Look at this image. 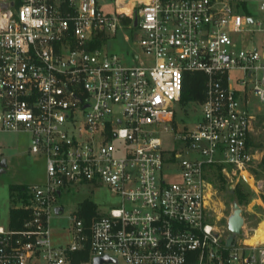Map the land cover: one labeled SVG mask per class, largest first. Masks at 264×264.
<instances>
[{
	"label": "built area",
	"instance_id": "2783aa9c",
	"mask_svg": "<svg viewBox=\"0 0 264 264\" xmlns=\"http://www.w3.org/2000/svg\"><path fill=\"white\" fill-rule=\"evenodd\" d=\"M113 1L104 13L98 0H0V132L29 134L46 161V181L13 194L25 215L0 224V264H264V243L227 245L211 179L234 171L262 204L248 107L264 106V0ZM126 25L144 55L128 65L101 46ZM197 73L201 120L177 131ZM162 134L181 147L169 153ZM100 185L116 206L88 222L81 201L54 244L59 199Z\"/></svg>",
	"mask_w": 264,
	"mask_h": 264
},
{
	"label": "rangeland",
	"instance_id": "374dc122",
	"mask_svg": "<svg viewBox=\"0 0 264 264\" xmlns=\"http://www.w3.org/2000/svg\"><path fill=\"white\" fill-rule=\"evenodd\" d=\"M98 3L104 13H114L116 11L113 0H98ZM101 46L105 51L118 54L123 63L127 65L132 64L131 59L134 53H140L142 58L144 57L140 47L133 44V31L127 25L119 28L116 34H107ZM237 74V72H232L231 75L236 77ZM197 103L198 101H189L177 106L175 117L177 131H181L185 127H192L201 120V109ZM248 110L255 115L251 123L249 143L252 151L259 156V160L254 164L253 171L259 179L264 180V170L261 166L264 159V106L252 96ZM162 136L164 147L170 150L169 153H173L172 150L181 147L180 143L173 142L174 139L171 138V135L162 134ZM30 142V136L27 133L0 132V162L6 160L7 164L4 172L0 173V224H5L9 220V211L14 196L11 186L23 185L27 187L42 184L46 181V161L43 157L30 152ZM196 156L191 154L189 157ZM222 178L223 180H221ZM211 179L217 190V215L222 217L223 226L227 227L228 218L233 213V204L237 202L232 197L234 189L238 185H242L250 193L248 202L241 204L245 223L241 234L236 239L256 237L260 231L259 228H262L264 223V189L261 195L262 205L256 201L253 202V192L245 183L238 180L236 172L231 171V177L229 178L213 169ZM86 199L96 203L97 212L116 206L118 202L115 194L102 185L97 187L85 186L81 189L78 187V190L64 193L63 197L59 199V203L64 206L65 212L62 216L54 217L50 221L51 237L54 244L66 243L70 240V235L65 229L70 224L71 214L79 211L80 202ZM228 235H230V232H228Z\"/></svg>",
	"mask_w": 264,
	"mask_h": 264
},
{
	"label": "trees",
	"instance_id": "16d2710c",
	"mask_svg": "<svg viewBox=\"0 0 264 264\" xmlns=\"http://www.w3.org/2000/svg\"><path fill=\"white\" fill-rule=\"evenodd\" d=\"M101 44V42L99 43ZM98 44V45H99ZM205 82L206 79L201 74H187L185 85H184V91L182 96L183 103L189 102V101H203L205 98ZM261 166L264 170V159L261 163ZM223 180V178L221 179ZM24 189L23 185H13L11 186V191L14 194L15 192L19 191L21 192ZM232 197H234L237 202L241 205L243 203H247L250 198V193L247 192L242 185H238L234 192L232 193ZM96 204L91 200H84L81 203V211L82 214L86 217L88 222L92 218L93 215L96 213ZM79 214H80V207H79ZM25 215V212L23 209H11L10 211V224L12 227L19 228L22 225V222L24 219H22ZM83 260L88 258V253L86 252L83 256H81ZM78 261H80V256L78 258Z\"/></svg>",
	"mask_w": 264,
	"mask_h": 264
},
{
	"label": "water",
	"instance_id": "95a60500",
	"mask_svg": "<svg viewBox=\"0 0 264 264\" xmlns=\"http://www.w3.org/2000/svg\"><path fill=\"white\" fill-rule=\"evenodd\" d=\"M13 4V3H12ZM138 25V18L136 16L135 21H134V26L137 27ZM6 160H2L0 162V173L4 172V168H6ZM63 208L59 207L57 208V212L62 211ZM245 219L242 215V207L238 202H235L233 204V213L230 215L227 221V228L230 232V235L227 239V245L231 246L234 240L238 235L241 234L242 228L244 226ZM116 260L113 258H110L108 256H103V257H97L94 259V264H104V263H110V262H115Z\"/></svg>",
	"mask_w": 264,
	"mask_h": 264
},
{
	"label": "bare ground",
	"instance_id": "6f19581e",
	"mask_svg": "<svg viewBox=\"0 0 264 264\" xmlns=\"http://www.w3.org/2000/svg\"><path fill=\"white\" fill-rule=\"evenodd\" d=\"M259 230L260 231L258 232V235L256 237L255 236H251V238L248 237V239H246V243H248V244H260V243H264V223H263V227L262 228L260 227ZM253 240H255V241H253Z\"/></svg>",
	"mask_w": 264,
	"mask_h": 264
}]
</instances>
